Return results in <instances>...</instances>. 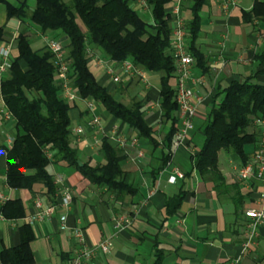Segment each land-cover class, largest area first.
<instances>
[{
	"label": "crops",
	"instance_id": "crops-1",
	"mask_svg": "<svg viewBox=\"0 0 264 264\" xmlns=\"http://www.w3.org/2000/svg\"><path fill=\"white\" fill-rule=\"evenodd\" d=\"M254 1L236 0L235 5L224 11L214 0H209L203 9L198 45L206 56L210 72L203 75L195 60L192 79L188 81L203 102L197 106L194 129L186 146L171 156L166 165L163 153H166L165 139L172 123L162 122L160 75L143 71L142 77H122V81L116 84L107 68L91 58L90 68L98 83L108 92L122 102L128 98L146 100V120L153 127L158 143L155 146L148 140L139 139L126 124L110 115L96 101L78 97L70 103L73 142L82 162L93 166L105 164L102 152L104 140L123 151L125 160L122 167L126 181L139 189L136 196H128L124 202L115 201L107 188L91 185L80 171L61 163H52L48 171L54 181L61 177L62 187L71 190L69 208L63 206L61 186L55 185L57 194L53 201L46 195L42 184H35L31 189L8 186L7 153L17 130L1 96V83L7 71L0 70V254L5 249L18 247L21 229L30 226L33 264H71L78 248L74 239L77 229L83 232L85 245L95 251L93 259L86 264H264V226L260 228L249 252L239 263L236 262L241 254L248 221L244 214L246 209L259 208L262 183L257 179L240 181L238 169L241 162L232 153L222 152L219 156V172L224 185L218 189L209 177L203 179L194 170L190 160V156L203 144L201 127L210 113L212 98L218 89L228 88L231 82L243 81L256 73L258 81L264 83V65L256 59L264 51V23L254 21L245 24L242 17L243 12L253 8ZM3 8L0 10V27L6 26V30L0 49L4 44L10 45L11 62L18 57L15 41L19 34L30 35L35 50L46 45L44 37L31 35L34 29L29 24L16 19L8 21L5 6ZM139 9L142 13L146 8ZM182 14L188 22L191 18L188 9H182ZM58 40L65 49L69 45L65 37ZM3 62L0 56V67ZM111 66L118 74V65L111 63ZM172 86H176L174 80ZM87 101L95 103L94 110H89ZM176 115L179 117V113ZM95 118L99 120L96 125L93 123ZM176 128L177 131L181 128L180 121ZM78 129H82L83 133L76 135ZM116 131L127 139L129 145L136 140V145L122 148L115 137ZM253 148L250 146L249 150L253 152ZM174 168L181 170L185 178L170 184L168 178ZM182 194L184 199L180 208L171 215L167 203ZM38 200L43 202V209L56 207L51 219L37 220L43 211L37 207ZM8 201H20L25 208V217L5 218L1 209ZM62 216H66L65 222L61 220ZM120 216L127 217L130 226L118 228L117 218ZM104 242L111 243L110 253L99 249Z\"/></svg>",
	"mask_w": 264,
	"mask_h": 264
},
{
	"label": "trees",
	"instance_id": "trees-1",
	"mask_svg": "<svg viewBox=\"0 0 264 264\" xmlns=\"http://www.w3.org/2000/svg\"><path fill=\"white\" fill-rule=\"evenodd\" d=\"M145 1L147 8L142 13L135 0H0V5L6 8L8 21L16 19L29 24L35 37L55 35L53 39H68L65 50L70 66L69 78L78 96L102 104L139 139L148 140L155 146H158L155 132L145 115L146 100H135L128 106L101 86L90 68L88 50L111 63L131 61L140 71L160 75L162 122L172 123L165 139L166 165L171 159V144L180 121L176 115L179 113L177 74L171 50L175 21L169 11L175 0ZM208 2L188 0L182 8H187L191 15L186 22L188 50L203 75L209 74L210 70L198 42L202 11ZM242 17L245 24L264 23V1L255 0L253 8L243 12ZM5 30L6 26L0 27V46L5 40ZM32 44L30 35H18L15 41L18 57L11 62L1 83L5 108L17 130L7 153L8 186L31 189L35 184H42L46 195L53 201L57 189L48 167L52 163H61L80 171L91 185L107 188L117 202L136 196L139 189L126 181L122 167L123 151L112 147L106 140L102 145L105 164L93 166L82 162L73 142L72 106L63 98L54 54L46 45L35 50ZM256 59L264 65V51ZM257 76L256 73L243 81L231 82L228 88L218 89L201 127L203 144L190 156L194 170L203 179L209 177L217 189L224 185L218 166L222 152L232 153L242 167L261 147L263 136L256 122L264 121V83H260ZM173 80L175 87L172 86ZM254 127L256 129L252 130ZM250 146L254 147L253 152L249 150ZM183 199L182 194L167 203L171 215L180 208ZM1 213L7 219H22L25 208L20 201H8ZM32 240L30 226H24L20 245L1 252V263L33 264Z\"/></svg>",
	"mask_w": 264,
	"mask_h": 264
},
{
	"label": "built area",
	"instance_id": "built-area-1",
	"mask_svg": "<svg viewBox=\"0 0 264 264\" xmlns=\"http://www.w3.org/2000/svg\"><path fill=\"white\" fill-rule=\"evenodd\" d=\"M184 1L177 0L174 2L170 9L171 15L174 17L175 27L171 37V50L176 65L177 74V89H176V101L179 107V119L181 122V128L176 132L170 149L171 156H174L179 150L186 146L189 139L190 133L194 129V119L197 115V106L203 102V98L197 94V92L188 85V81L192 79V67L195 64V59L189 53L188 50V34L186 31V20L182 14V8ZM217 4L221 6L224 11H228L231 6L235 5L236 0H214ZM136 4L141 8H147L145 0H135ZM46 47L54 54L57 68V77L62 86V95L67 103H72L78 99V94L75 92L71 85L70 66L67 61V54L63 43L58 39H53L50 37H45ZM88 55L93 58L98 65L107 68L109 75H111L114 83L118 84L122 81V77H127L132 79L134 77L143 76V71H140L131 61H125L118 65L119 73L116 74L117 70L111 66V62L104 60L98 55L94 54L90 49L88 50ZM0 56L4 60L0 67L2 72L8 71L11 65V47L9 44H4L0 49ZM197 83L202 84V81ZM88 108L90 111L94 110L95 103L92 101H87ZM9 118L12 116L9 114ZM95 125L99 123L97 118L93 122ZM256 125L262 131V144L260 149L255 152L248 164L242 166L238 169V177L240 181H250L257 179L262 183L263 190L259 201V208H249L245 211V217L248 220L244 230V240L241 245V254L236 260L239 263L242 258L249 252L251 245L255 244L257 237L259 236V230L264 226V121L258 120ZM83 133L82 129L76 131V135ZM115 137L119 145L122 148L126 146H134L137 141H131L130 145L127 139L120 135L118 131L115 133ZM12 143L14 142L11 141ZM99 143V142H97ZM194 154V153H193ZM51 158V155H49ZM185 178L184 173L174 168L172 174L168 178L170 184H175L178 180ZM56 186L63 185V179L57 177L54 181ZM63 195V206L69 208L72 201V193L69 188L62 187ZM37 207L43 209V202L41 200L37 201ZM56 210L55 206H49L43 209L41 214L37 217V220L44 221L51 219ZM61 220L66 221V216H62ZM130 226V220L125 216H120L117 218V227L120 229H125ZM74 239L77 243V252L71 264H86L90 263L93 259L95 251L89 249L85 245V239L83 232L80 229L74 231ZM111 243L104 242L99 246V249L104 253H110Z\"/></svg>",
	"mask_w": 264,
	"mask_h": 264
},
{
	"label": "rangeland",
	"instance_id": "rangeland-1",
	"mask_svg": "<svg viewBox=\"0 0 264 264\" xmlns=\"http://www.w3.org/2000/svg\"><path fill=\"white\" fill-rule=\"evenodd\" d=\"M33 4H34V2H33ZM2 9H4L3 6H0V10H2ZM145 18H147V19L150 20V17H148V16H145ZM0 26H1V16H0ZM31 35H35V31L32 32ZM132 101H133V100H132L131 98H128V99L124 100L125 104H127L128 106H130V105L132 104ZM225 153H228V152H225V151H224L222 154H225ZM228 154H229V153H228Z\"/></svg>",
	"mask_w": 264,
	"mask_h": 264
},
{
	"label": "water",
	"instance_id": "water-1",
	"mask_svg": "<svg viewBox=\"0 0 264 264\" xmlns=\"http://www.w3.org/2000/svg\"><path fill=\"white\" fill-rule=\"evenodd\" d=\"M80 165H82V164L80 163Z\"/></svg>",
	"mask_w": 264,
	"mask_h": 264
}]
</instances>
